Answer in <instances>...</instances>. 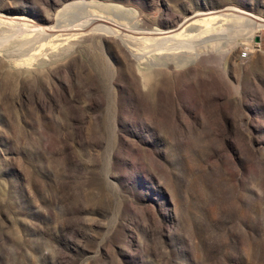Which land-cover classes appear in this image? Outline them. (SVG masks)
<instances>
[{
	"label": "rangeland",
	"instance_id": "rangeland-1",
	"mask_svg": "<svg viewBox=\"0 0 264 264\" xmlns=\"http://www.w3.org/2000/svg\"><path fill=\"white\" fill-rule=\"evenodd\" d=\"M232 7L264 20L0 0V264H264V27Z\"/></svg>",
	"mask_w": 264,
	"mask_h": 264
},
{
	"label": "bare ground",
	"instance_id": "bare-ground-1",
	"mask_svg": "<svg viewBox=\"0 0 264 264\" xmlns=\"http://www.w3.org/2000/svg\"><path fill=\"white\" fill-rule=\"evenodd\" d=\"M227 11H230L231 14L222 13V14H219V16L223 17V18L235 19V20H238V21L239 20H247L248 24L243 26L244 28H241L239 26H230V27H227V28H220V32L226 33V34H224V36L227 35V37H228V36H231L234 33L238 34L240 29H243V30L250 29V31H251L253 29H259V28H263L264 27V20L263 19H257V18H255L254 16H252L248 12L239 10L237 8H234V7L228 8ZM235 12L239 13V14H234ZM218 35H220V34H217V37H218ZM171 41H172V37L166 36V37H162V38H159V39H157V38L154 39V44H155V47H156L157 50L162 51L164 49H170V47L167 46V44L170 43ZM194 43L189 41V40H187V41H180V42H178L177 45H178V47L180 49H186L188 52H190V51L193 52V50H195ZM133 56H134V54H133Z\"/></svg>",
	"mask_w": 264,
	"mask_h": 264
},
{
	"label": "built area",
	"instance_id": "built-area-1",
	"mask_svg": "<svg viewBox=\"0 0 264 264\" xmlns=\"http://www.w3.org/2000/svg\"><path fill=\"white\" fill-rule=\"evenodd\" d=\"M248 57V53L246 51H242L239 54V59L244 60Z\"/></svg>",
	"mask_w": 264,
	"mask_h": 264
},
{
	"label": "crops",
	"instance_id": "crops-1",
	"mask_svg": "<svg viewBox=\"0 0 264 264\" xmlns=\"http://www.w3.org/2000/svg\"><path fill=\"white\" fill-rule=\"evenodd\" d=\"M262 45H263V44H262V41H260V42L258 43V47L261 48Z\"/></svg>",
	"mask_w": 264,
	"mask_h": 264
},
{
	"label": "water",
	"instance_id": "water-1",
	"mask_svg": "<svg viewBox=\"0 0 264 264\" xmlns=\"http://www.w3.org/2000/svg\"><path fill=\"white\" fill-rule=\"evenodd\" d=\"M259 41V39L258 38H256V42H258Z\"/></svg>",
	"mask_w": 264,
	"mask_h": 264
}]
</instances>
